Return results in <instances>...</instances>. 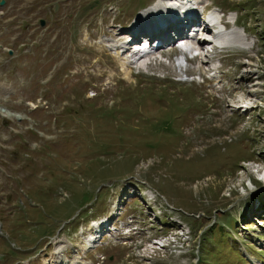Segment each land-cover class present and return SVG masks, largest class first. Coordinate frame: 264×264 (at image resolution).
Masks as SVG:
<instances>
[{
	"label": "rangeland",
	"instance_id": "obj_1",
	"mask_svg": "<svg viewBox=\"0 0 264 264\" xmlns=\"http://www.w3.org/2000/svg\"><path fill=\"white\" fill-rule=\"evenodd\" d=\"M155 1L0 5V264L78 254L77 264H264V184L251 183L264 166V107L236 105L264 106V0H202L230 10L260 71L238 72L245 53L229 47L214 89L175 82V70L130 74L105 51V31L124 32ZM127 213L138 236L189 231L182 252L132 256L106 230L85 251L91 220L119 227Z\"/></svg>",
	"mask_w": 264,
	"mask_h": 264
},
{
	"label": "bare ground",
	"instance_id": "obj_2",
	"mask_svg": "<svg viewBox=\"0 0 264 264\" xmlns=\"http://www.w3.org/2000/svg\"><path fill=\"white\" fill-rule=\"evenodd\" d=\"M180 1L181 2H183V1L187 2L188 7L183 5L181 2L178 3L177 0H159L158 2H160V4H157L156 6H152V7L148 8L147 9L148 11L145 15L142 14V12H141L140 16L137 17L134 21H129L130 23L128 24V26L126 28H123V29H125V30H123L124 32L113 34L112 31L106 30L105 34L110 37L109 40H107V42H109L110 46H112L110 48L116 49L117 52L115 54H117V56L120 55L122 57V58L118 57L117 59H121V60H123V61L120 60L121 62H124L125 65H127V66L129 65L126 62V60L124 59L125 58V56L123 55L124 53L120 52V49L124 46L123 39L127 35L128 31L133 32L138 36L145 35V36L151 38L153 41L162 42V44H160L157 48L165 50L167 47H166V44L164 45V43H167L168 41H170V38H171L170 35L172 33L184 34V28L183 27H184V24H187L188 22H191V23H193V25H195L198 22V15H197L198 11L193 9L194 8L193 5L192 6L190 5L191 2L192 3L194 2V0H180ZM155 8H156V10H155ZM177 9H182L183 12L182 13L178 12ZM225 26L228 27L227 25H225ZM123 27H125V26H123ZM235 27L236 26H234V28ZM118 35L123 36L121 41H119L118 39L115 38V36L117 37ZM217 39L221 44H224L227 47V49L229 47L240 48L239 45L242 43L245 45L247 44L248 49L251 48V46H249L248 42H245L246 40L244 39V37H240L239 32L235 31L234 29H228V30L221 31L220 33L217 34ZM189 42H190V40L184 41L185 44H187ZM113 43H115V44H113ZM198 44L200 45L201 43L198 42ZM253 46H254V44H253ZM252 49H253V47H252ZM137 63H141V61L138 60ZM200 63L203 65H201ZM206 63H207L206 59H204V60L199 59L200 65H198V67L201 66L200 68H203L206 66ZM248 63H250V62H248ZM128 70L131 74L132 71H130L129 68H128ZM197 70H199V69H197ZM197 70L195 69V71H197ZM255 70L257 71V68ZM214 74L216 77L222 78L220 70H218L217 72H214ZM243 74H245V73H243ZM249 74H251V72ZM107 85H110V83H107ZM219 91H221V90L219 89ZM242 102H244V101H242ZM242 102L240 101V105L238 107V110H242V108H241ZM245 103L247 105L249 102L245 101ZM251 108L253 109V107H250L249 109H245L244 111L246 112L248 110H251ZM3 113L7 116H15L14 114L8 113L6 111H4ZM262 179L264 180V175H263ZM116 233L117 232H113L112 234H116ZM110 235L111 234H107V237L113 239V242H116V240H117L116 235H115V237H112ZM87 242L88 241L86 240V243ZM77 259H78V257L76 256L75 260H73L71 262V264H73V262L76 264L80 263V260H77ZM61 263L67 264L66 261H62ZM53 264H58V262H56V263L53 262Z\"/></svg>",
	"mask_w": 264,
	"mask_h": 264
},
{
	"label": "water",
	"instance_id": "obj_3",
	"mask_svg": "<svg viewBox=\"0 0 264 264\" xmlns=\"http://www.w3.org/2000/svg\"><path fill=\"white\" fill-rule=\"evenodd\" d=\"M0 4H3V0H1V1H0ZM40 23H41V24H43V23H44V21H43V20H41V21H40Z\"/></svg>",
	"mask_w": 264,
	"mask_h": 264
},
{
	"label": "flooded vegetation",
	"instance_id": "obj_4",
	"mask_svg": "<svg viewBox=\"0 0 264 264\" xmlns=\"http://www.w3.org/2000/svg\"><path fill=\"white\" fill-rule=\"evenodd\" d=\"M4 2H5V0H4Z\"/></svg>",
	"mask_w": 264,
	"mask_h": 264
}]
</instances>
